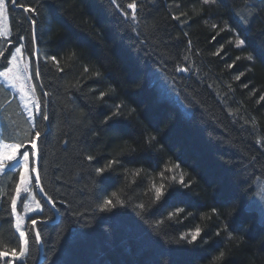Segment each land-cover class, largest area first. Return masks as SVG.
<instances>
[{"label":"trees","instance_id":"obj_1","mask_svg":"<svg viewBox=\"0 0 264 264\" xmlns=\"http://www.w3.org/2000/svg\"><path fill=\"white\" fill-rule=\"evenodd\" d=\"M16 3L38 11L8 0L0 70L21 45L49 115L34 116L46 126L38 171L57 213L36 191L43 211L27 219L28 251L16 264H264V6L250 27L241 24L256 11L246 4L260 0ZM31 127L0 84V139H30ZM18 182V171L0 173V251L8 255L21 244L11 207ZM153 183L168 189L161 201ZM106 198L122 203L100 211ZM33 218L41 221L34 230ZM197 226V242L180 240Z\"/></svg>","mask_w":264,"mask_h":264},{"label":"snow or ice","instance_id":"obj_2","mask_svg":"<svg viewBox=\"0 0 264 264\" xmlns=\"http://www.w3.org/2000/svg\"><path fill=\"white\" fill-rule=\"evenodd\" d=\"M113 3L116 2V0H112ZM13 6L14 7H23L25 13H32L33 16L36 15L38 9L35 7H27L23 5H19L16 3V0H12ZM202 3L204 5H209V4H217L218 0H202ZM264 6V0H260V4L256 3H251V4H246V7L249 9H256L255 12H252L250 16H242V14H236L238 16H242L241 19V24L244 25L245 27H250L252 20L255 18L256 15H258L260 7ZM128 9L132 10L131 14V21L133 23H136L138 16H137V4L135 2L129 3L127 5ZM7 11V5L5 3V0H0V16H4ZM178 17H173V19H177ZM31 23L33 26L36 24V20L32 19ZM213 28L216 27L215 24L212 25ZM223 31V29H222ZM0 35H3L5 38H7V33L3 32L0 33ZM20 39H23V37H20ZM245 44L244 39H237L236 40V46L241 47ZM21 54V48L16 47L15 51L11 55V59L8 60L9 67L5 68L4 71L0 72V77H3L4 80L7 82L8 85L12 87H17V81L22 80L21 76V69L19 68V65L17 64V57ZM5 53L0 51V57H4ZM248 60H252L253 56L249 55L245 57ZM53 59H55L53 57ZM237 59H240L237 57ZM27 65L24 66V71H27ZM228 67H232V65H228ZM187 68H183L180 66H177L176 71L177 72H185L187 71ZM85 71L87 72L88 69L85 68ZM37 75H39L37 73ZM95 75L99 76V73H96ZM243 75V74H241ZM237 80L240 79V76L236 77ZM19 90L21 92V99L23 100L24 96L28 95V93L25 92L24 90V85L21 83L19 85ZM33 92L35 91L34 89L32 90ZM47 95V93L45 94ZM105 96L104 92L100 93V97L103 98ZM260 100H264V96L260 97ZM32 103L31 100L26 101L24 103L25 110L28 113V118H29V123L32 125V127L29 129V132L33 133L30 137V139H26L24 141H18L15 143H5L3 140H0V173H6L9 170H16L17 168L20 169V177H19V182L16 184V195L12 197L11 200V207H12V215L15 217L16 223H15V229L17 232H19L21 244L19 247V251L15 248L11 249V256L14 257L15 259H21L25 257V254L28 251V239L26 238V233L25 231L21 230V225L23 223L24 217L21 215L17 214V200L18 198L21 197V192H29V187L28 185L32 182L29 178V165H30V157H31V162L34 165H38L39 159H40V143L42 140L46 139V132H45V125L42 123H37L35 122V117L33 116V109L28 107V104ZM120 106L117 105V108ZM35 111L37 115H42L43 121H48L49 120V115L47 112H42L41 111V105L37 102L35 103ZM114 115H119V112L114 113ZM110 119V117H106V121ZM152 140H155V137H150L149 142ZM257 143H261V141H257ZM94 158L92 156L88 157V160L91 161ZM113 162L110 161L108 165H106L104 168H96V173L97 175H101L108 169L112 167ZM174 167H179V165H175ZM167 171H172L171 168L167 169ZM31 172L35 173V184L37 187L40 186L41 184V178L39 175L38 167L33 166L31 167ZM140 170H137L135 175H139ZM163 173H161V176L163 177ZM173 181L175 180V177L173 176ZM179 183L181 184L182 187H188V184L184 182V177L181 175ZM152 190L155 192V201H161L162 197H164V193L168 190L167 187L164 184H160L159 187L155 185V183L152 184ZM40 191H43L41 188ZM116 194L113 193V196ZM31 201L32 204L25 203L24 208L25 212H34V211H43V207L40 201L36 200L35 196H31ZM48 203L52 204L53 208H55V203L51 198H48ZM122 202L119 201L118 199L114 202L113 199L106 198L103 200V202L99 205V210L100 211H111L113 207H116L118 204H121ZM138 207L141 210L145 209L144 204L138 205ZM183 211L182 209H178L177 213ZM215 209H213V212L215 213ZM139 215V213H138ZM173 213H169L168 219H172ZM164 221L163 220H157L155 222L154 227H160L163 225ZM31 224L33 226V230L35 229L37 225V220L36 219H31ZM225 230H227V225L225 226ZM202 229L197 226V228L194 231H191L186 234H181L180 240H186L188 244H194L197 242L198 238L201 236ZM217 236L220 235V232L218 231L216 233ZM191 237L188 239V237ZM229 239L233 238L232 233H229ZM41 240V235L37 231L35 233V242L39 243ZM207 243V241H205ZM9 253L7 251H0V257H4L8 255ZM225 257V253L222 251L219 253V256L215 257L214 260L219 261L223 260Z\"/></svg>","mask_w":264,"mask_h":264},{"label":"rangeland","instance_id":"obj_3","mask_svg":"<svg viewBox=\"0 0 264 264\" xmlns=\"http://www.w3.org/2000/svg\"><path fill=\"white\" fill-rule=\"evenodd\" d=\"M5 3L7 5V10H8V0H5ZM3 32L7 33V37L9 36L10 31H9V21H8V12L7 11H6L4 16H0V33H3ZM17 47L21 48V54L17 57V64L19 65V68L21 69L22 80L21 81H17V87H12V86L7 84V82L4 80L3 77H0V84L5 86L6 88L10 89L11 92L17 97V99L19 100V102L21 104V107H22L23 111L25 112V114L27 115V117H28V113L25 110L24 103L26 101L31 100L32 103H29L28 107L33 109V116H35L36 115L35 103L38 102L40 104V100H39L38 93H37V90H36V87H35V83H34V80H33V77H32V69H31L30 59H29L28 56H26L23 53L21 45H19ZM14 51H15V48L12 51V53ZM11 55H10L9 59H11ZM25 65L28 66L27 67V71H24V66ZM7 67H9V63L7 64L6 67L2 68L0 70V72L4 71V69L7 68ZM21 83H23V85H24L25 92L28 93V95L24 96L23 100L21 99V92L19 90V85ZM33 89L35 90L34 92L32 91ZM3 142H5V141H3ZM5 143H10V142H5ZM33 166H34V164H32L31 157H30L29 178L32 181L28 185L30 191L29 192H21V197L18 198V200H17V214L24 217L23 223L21 225V230L22 231H25V225H26L27 219L29 217H31L34 214H39V213L42 212V211L25 212V208H24V204L25 203L32 204V201H31V198H30L31 196H35L36 200L39 201V198H38V196L36 194L37 190L35 188L34 173L31 172V167H33ZM12 171H18L19 172V177H20V169L19 168H17L16 170H12ZM15 195H16V192H15ZM21 199H22L21 208H19V203H20ZM15 223H16V220H15V217H14V227H15ZM17 233L19 235V232H17ZM25 256H26V254H25ZM24 258L15 259L11 255H6V256L3 257V259L6 260V262H4V264H16L17 262H22L24 260Z\"/></svg>","mask_w":264,"mask_h":264},{"label":"water","instance_id":"obj_4","mask_svg":"<svg viewBox=\"0 0 264 264\" xmlns=\"http://www.w3.org/2000/svg\"><path fill=\"white\" fill-rule=\"evenodd\" d=\"M12 4H13V3H12ZM35 59H36V54H35ZM45 108H46V110H47V107H45ZM34 166H37V167H38V165H34ZM35 176H36V174L34 173V180H35ZM36 188H37V192H38V194H39L42 198H44V200L47 201V203H48V198L46 197V195L44 194L43 191H40V189H41V185H40L39 187L36 186ZM48 204L52 207V209L54 210L55 216L57 217V213H56L55 208H53L52 204H50V203H48ZM37 222H41V221H40V220H37ZM36 232H37V231H36ZM39 244H40V242H39ZM40 254H41V244H40Z\"/></svg>","mask_w":264,"mask_h":264}]
</instances>
